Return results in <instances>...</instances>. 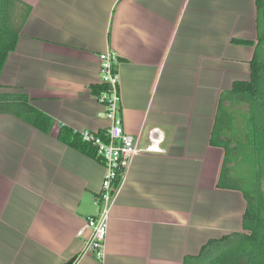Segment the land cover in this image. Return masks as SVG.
Instances as JSON below:
<instances>
[{"label":"crops","instance_id":"1","mask_svg":"<svg viewBox=\"0 0 264 264\" xmlns=\"http://www.w3.org/2000/svg\"><path fill=\"white\" fill-rule=\"evenodd\" d=\"M30 8L1 83L54 120L46 134L0 116V264H184L240 232L245 201L217 188L224 160L210 145L222 92L249 80L256 0H18ZM114 51L123 126L160 128L162 155L133 159L108 208L103 256L77 236L106 175L102 160L58 139L61 127L105 133L93 93L100 55Z\"/></svg>","mask_w":264,"mask_h":264},{"label":"trees","instance_id":"2","mask_svg":"<svg viewBox=\"0 0 264 264\" xmlns=\"http://www.w3.org/2000/svg\"><path fill=\"white\" fill-rule=\"evenodd\" d=\"M256 4V39L237 41L254 48L250 79L236 81L222 92L210 137V145L224 152L217 188L238 191L245 201L242 229L209 241L198 256L187 257L184 264H264V0H256ZM29 12L18 0H0V116L13 115L49 134L54 120L36 108L27 93L1 83ZM16 17L20 19L17 27ZM104 90V85L93 87L96 97ZM58 139L100 159L96 149L69 127H61Z\"/></svg>","mask_w":264,"mask_h":264},{"label":"built area","instance_id":"3","mask_svg":"<svg viewBox=\"0 0 264 264\" xmlns=\"http://www.w3.org/2000/svg\"><path fill=\"white\" fill-rule=\"evenodd\" d=\"M100 59V85L105 86L97 99L105 108V116L111 122V127L103 135L88 130L80 131L82 141L96 149L98 157L103 161L106 175L103 189L96 203L101 209L100 216L90 218L80 229L77 236L85 241V252L91 251L98 257L103 256V250L108 234V208L119 190L122 179L129 169L133 159L140 155L165 154L163 144L165 135L160 128L147 131V142L142 145V135L134 136L127 133L123 126L120 78L117 71L118 55L107 51ZM118 181L119 186H114Z\"/></svg>","mask_w":264,"mask_h":264},{"label":"rangeland","instance_id":"4","mask_svg":"<svg viewBox=\"0 0 264 264\" xmlns=\"http://www.w3.org/2000/svg\"><path fill=\"white\" fill-rule=\"evenodd\" d=\"M15 11L18 12V9L15 10ZM19 21H20V19H18V18L16 17V18H15V27H17V25L20 24Z\"/></svg>","mask_w":264,"mask_h":264},{"label":"water","instance_id":"5","mask_svg":"<svg viewBox=\"0 0 264 264\" xmlns=\"http://www.w3.org/2000/svg\"><path fill=\"white\" fill-rule=\"evenodd\" d=\"M74 263V260L70 261L68 264H73Z\"/></svg>","mask_w":264,"mask_h":264}]
</instances>
